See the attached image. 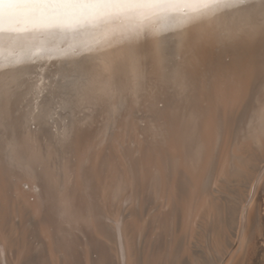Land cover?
Instances as JSON below:
<instances>
[{"label":"bare ground","instance_id":"6f19581e","mask_svg":"<svg viewBox=\"0 0 264 264\" xmlns=\"http://www.w3.org/2000/svg\"><path fill=\"white\" fill-rule=\"evenodd\" d=\"M263 185L264 0H0V264H253Z\"/></svg>","mask_w":264,"mask_h":264},{"label":"snow or ice","instance_id":"6c2138e0","mask_svg":"<svg viewBox=\"0 0 264 264\" xmlns=\"http://www.w3.org/2000/svg\"><path fill=\"white\" fill-rule=\"evenodd\" d=\"M161 0H29V3L38 8L81 10L94 7H120L132 8L142 6H155Z\"/></svg>","mask_w":264,"mask_h":264},{"label":"rangeland","instance_id":"374dc122","mask_svg":"<svg viewBox=\"0 0 264 264\" xmlns=\"http://www.w3.org/2000/svg\"><path fill=\"white\" fill-rule=\"evenodd\" d=\"M263 187H264V185H263ZM263 187H260V191L257 193V198H259V199H261V200H258V204H259V207H260V209H261V215H262V231H264V189H263ZM262 192V193H261ZM261 193V194H260ZM259 194H260V196H259ZM263 200V201H262ZM262 205H263V207H262ZM263 209V210H262ZM262 212H263V214H262ZM264 235H260V236H258V238H264L263 237ZM263 244V245H262ZM261 246V247H260ZM263 247V248H262ZM260 249L262 250V249H264V242H260V244H259V247H257L256 248V251L254 252V256H252V259L254 260L253 261V264H255V260H256V257H257V253H258V251H260ZM260 255H262V254H260ZM252 263V261H250V264ZM261 264H263V263H261Z\"/></svg>","mask_w":264,"mask_h":264}]
</instances>
